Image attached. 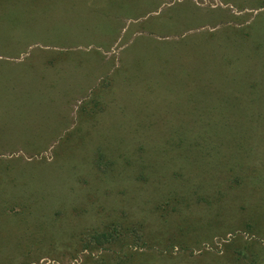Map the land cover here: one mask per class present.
<instances>
[{
  "label": "rangeland",
  "instance_id": "obj_1",
  "mask_svg": "<svg viewBox=\"0 0 264 264\" xmlns=\"http://www.w3.org/2000/svg\"><path fill=\"white\" fill-rule=\"evenodd\" d=\"M167 1H171L173 6ZM143 2L144 0L132 2L130 0L128 2L127 0H116L111 5L108 4L98 10L97 8L103 5L100 1L87 3L80 0H0V54L10 52L17 54L23 50L26 52L23 54L29 63L32 62L30 56L41 50L39 47H48L51 52L48 53V57H56L55 55L59 52L56 48L59 42L64 40L66 44H76L79 41L75 38H80L81 42L82 37H84L82 34H88L93 30L104 32L106 24L102 20L98 22V25L87 20L93 17L91 12L98 13L100 11L119 13L121 17L145 14L146 12L167 16L175 11L170 16L176 21L182 33L202 31L216 34L218 43L210 42L212 43L210 45L217 46L219 49L216 50H222L226 54L223 57L233 58L234 61H237L235 63H238L237 67L236 65L232 67L230 63L225 62L227 64L224 69L225 72L230 74L235 70L233 72L235 76L227 75L222 79L228 80L229 84L217 83L216 87L209 86L204 90L200 88L201 93L197 95L200 102H194L192 97L189 98V95L179 96L176 94L172 97L166 96L172 99L171 102L174 103L107 102L102 104H75L45 101L47 97L43 95L47 94V86H44L43 80L46 78L45 76L41 78V74L44 72L35 67H33L34 70L40 72L41 80L33 79V86L31 87L35 92H29L25 87L19 85L21 80L13 76L17 71L11 70L10 75L6 71L7 66L13 64L0 59V84H7H5L7 88L0 87V148H2L0 151L6 149L21 151L24 149L21 147L29 148V146L24 145H32V143L40 145L36 147L39 149L41 146H47L50 143L49 150L38 157L24 153L13 155L4 153V156H0V160L4 163L12 160L16 166L28 169L24 177H21L19 173L12 172L10 168H0L1 260H4L3 256L11 252L10 248L2 246L14 242L15 239L4 238L6 235L4 231L15 230L18 226L22 232L23 229L36 231L48 227L44 221L46 220L45 217L53 219L52 214L55 215L57 210L62 209V207L66 215L64 227L68 229L76 220L75 218L71 222L73 218L69 214L80 210L88 212V214L81 215V226L102 228L103 222H108V220L102 221L103 217L99 218L96 210L105 207L111 212L115 211L112 214H116L119 221L123 223L121 229L133 224L138 226L136 229L130 228V231L136 230L137 233L142 231L140 233L142 237L139 233H132L130 236L136 237L137 240V236H139V245L148 240L146 235H153L156 232L154 228L160 226L156 224V219L161 211L158 210L157 213L155 210L153 219L151 218L150 221L143 219L150 213V207L140 199L139 195L144 191L139 190L140 184L138 182L134 183V176L127 178L132 169L127 166L125 160L132 157L139 160L141 156L137 151L141 147L149 154L142 162L154 163L152 161L154 158L150 156L151 153H154V145L150 143L158 142L157 144L161 145L160 134L167 132L170 127L178 128L181 135L188 138L192 134V129L185 123H190L194 119L198 120L199 115L203 117L200 120H204L206 123L209 118H214L215 121H233L232 123L237 121L238 124L242 121L243 123L255 124V127L252 125L254 129L251 130V133L248 129L244 131L240 159L220 162L234 166L237 170V175L234 174V177L247 183L249 180H258V176L263 177L257 187L246 183L247 191L240 192L238 189L239 192L234 191V195L233 193L229 194L233 197L238 194V196L246 198L244 200L246 204H241L240 208L246 206L249 209L246 212L253 213L255 222L264 228V127L257 124L264 123V0H145ZM93 5L94 7H92ZM15 33L16 36H18L17 34L25 36L28 42L25 40L24 44L21 43L20 45ZM70 35L74 36L67 38ZM84 42L82 41V43ZM256 44H259L261 49L258 50ZM230 46L246 52L247 59L241 61L239 54L234 51L231 54V51L227 49ZM205 57L200 56L192 62L190 60L181 61L182 58L180 57L179 66L187 68L189 71L188 67L192 66L193 62L200 64L204 62ZM218 63L221 61L218 60ZM141 65L147 66L146 61ZM167 67L170 70V78H172L176 72V66L174 62H171ZM196 74H201V72H192L193 76ZM208 76V83H210L213 81V76L209 72ZM71 80L72 77L69 75L60 79L56 78L59 85ZM188 90H192V87L187 88V93ZM233 94V98L238 99L237 102L233 104L229 99L228 103L231 105L225 109H220L219 105L223 103L220 100L222 96ZM214 101L218 102L219 105L213 111L211 103ZM195 103L200 105L199 110L194 109ZM154 109H158L159 112L154 111ZM158 115L161 116L158 117ZM66 124L67 126H65ZM44 136L47 139L39 144L36 140ZM55 136L56 139H53ZM47 140L51 142L48 143ZM219 147L217 146V149ZM235 147L234 144H226L222 148L220 147V152L225 151L223 148L230 150L235 149ZM86 150H89V157L85 156ZM74 152L76 155L73 159L71 155ZM244 153L248 154L250 158L241 159ZM224 154H228V152ZM57 155L63 159H60L62 162L58 165L53 163V160H57L56 157L59 158ZM84 156L87 157L86 160ZM70 157L72 160L64 161ZM99 158H102L103 165L108 164L100 167L97 162ZM155 160L157 163L158 159L155 158ZM142 162H138V164L142 166ZM193 163L182 162L188 177L193 172L194 166L191 167V165L196 166L197 161L195 164ZM141 166H137L138 170ZM219 169L223 170L225 166ZM71 171L73 174L70 175V178L66 177L67 174H71ZM221 172V170H217L213 177L216 176L218 180L221 179ZM132 186L136 188H132ZM217 187L224 192L227 191L223 180L218 181ZM48 196L50 197L47 198ZM52 197L56 199L53 200ZM131 197L133 202H129L132 200H130ZM17 202H24L25 208L31 207L34 211L32 212L33 215L29 217L21 214L23 210ZM222 202L224 206L221 208L223 212L225 211L227 225L221 229L228 234L224 239L216 237L211 244L202 243L194 251L193 257L188 256V258L183 259L178 249H175L172 254L173 258L166 257L167 255L164 257L157 256L152 253L148 255L151 258L147 259L143 255L139 256L146 251L145 249L134 248L131 258H127L123 256L125 253L121 251L122 245H104L110 247L114 252L107 253L108 256L111 255L110 258L114 262L112 264H123L116 257H123L124 264H233L232 260H234V264L239 262L247 264L245 259L247 255L259 258V262L264 264V238L254 236L252 231L245 227L240 229L241 233H237L236 230L231 231L232 228L229 225L241 221L237 215L239 213L236 211L239 204H233L230 199L222 200ZM37 208L43 213L42 215L41 213L35 215V212H39ZM185 210L181 215H191V218L196 220L202 218L200 224L204 223V230H201V234L209 231L206 229L209 226L205 225V222L208 221L206 211L213 210V208H206V211L199 209V211L204 212L203 214L194 212L193 209H191L193 210L192 213H190V209ZM171 215L175 219H177L175 215L181 216L178 213ZM24 217L29 219L24 222ZM244 217L242 221H245L248 215H244ZM59 221L50 226L53 227V224L54 226L55 224L60 225V223L58 224ZM194 228L193 232H197L198 229ZM58 241V249L54 246L55 249H50L51 247H46L48 249L43 250L37 249L38 256L30 257L27 262L33 260V264H88L90 259L92 260L87 254L77 259H72L68 254L62 256L64 245L69 244L70 240L62 237ZM74 242L77 243V239L73 240ZM149 242L151 244L152 240ZM45 243L49 242L44 241ZM94 243L95 241L92 244ZM129 244L128 246H131V243ZM52 250L56 254L51 253ZM68 250H72V248H68ZM155 250L157 249L155 248ZM116 253L120 254L117 256ZM96 254L97 251L93 253L92 264H100V261L103 260ZM190 254V251L186 252V256ZM53 255L59 256L58 260H54V257L51 258ZM11 261L12 264H24L22 256ZM4 262L6 261H3L2 264Z\"/></svg>",
  "mask_w": 264,
  "mask_h": 264
},
{
  "label": "trees",
  "instance_id": "obj_2",
  "mask_svg": "<svg viewBox=\"0 0 264 264\" xmlns=\"http://www.w3.org/2000/svg\"><path fill=\"white\" fill-rule=\"evenodd\" d=\"M256 46L258 50L259 48L261 49V46L259 44H256ZM237 51L239 52V59L241 61H245V59H247V57L245 56L246 52H242V50L239 48H237ZM233 96L234 94L222 96L220 100L223 103L220 105L215 101V103H211L213 111L217 105H219L220 109H225L227 106H230L231 103H228L229 99H231V102H233V104L237 102L238 99L236 97L233 98ZM199 106L200 105L198 103H195L194 109L199 110ZM209 112H211V110H209ZM200 117L201 115L198 116V120L194 119L190 123H185L192 129V134L189 135L188 138L181 135L178 128L175 129L170 127L167 132L160 134L161 145H158V142H151L150 144L154 145V153H151L150 156L154 158V160H152L154 161V163L149 162L147 164L145 163V161L142 162L143 159L147 158V155L149 154L144 148L141 147L137 151L141 156L139 157V160H136L134 157L126 158L125 160L127 161V166L132 169L127 178L134 176V183L138 182L140 184L139 190L144 191L140 193V199H142V201H144L145 204L150 207V213L147 215V217H143V219L146 221H150L151 218L153 219L155 210L157 213L158 210L161 211L156 219V224H159L160 226H158V228H154L156 232H154L153 235H146V238L148 240L143 241L142 244L139 245V236L136 235L138 240L136 239V237L130 236V234L132 233L140 234L142 232L138 231L137 233L136 230H131L132 232L130 231V228L136 229V227L138 226L133 224L132 226H128L126 228L123 227L121 229L123 223L119 221V217L116 214H112L115 211L113 210V212H111V210H107L105 207L101 209L98 208L96 210L99 214V218L103 217L102 221L108 220V222H103L102 228L81 226L80 217L82 214H88V212L80 210L76 213L69 214L73 218L71 222H73L75 218L76 220L74 221L72 227L68 229L64 227V218L66 215L62 207V209L57 210V213L55 215L52 214L54 216L53 219L45 217L46 220L44 221L48 224V227H44L36 231H33V229L30 231H25L23 229L22 232L20 231V226H18V228H16L15 230H8L7 232L4 231L6 233L4 238L15 239L14 242L2 246L10 248L11 252L10 254L3 256L5 258L4 260L0 259V264H2L3 261H6L3 264H12L11 260L17 259L20 256L23 257L24 264H33V260L29 262L27 261L30 260V257L32 258L38 256L37 249H48L46 247H51L50 249H52L53 246L58 249V239H62V237H64V239L70 240L69 244L64 245L65 248L63 247L64 252L62 256L68 254L72 257V259H77L78 257L87 254L92 258V260H94L93 253L97 251L96 256L99 255V257L103 258V260L100 261V264L114 263L110 258L111 255L108 256L107 254H111L114 252L110 247H105L106 245L111 246L113 244H118L119 246L122 245L121 251L125 253V255L123 256L127 258H131L134 253V248L145 249L146 251L139 254V256L143 255L147 257V259L151 258V256L148 255L152 253L157 256L164 257L167 255L166 257L173 258L172 254L173 250L175 249H178V252L182 255L183 259L188 258V256L193 257L194 251H196L199 248L198 246L202 245V243L208 242L209 244H211L216 237L224 239V237H226V235L228 234L224 232L223 229H221V227L227 225L226 214H224L225 211L223 212V209L221 208L222 206H224L222 200L227 199H230L233 204H239L236 211L237 213H239L237 215L241 221L236 224L233 223L232 225H229V227L232 228L231 231L236 230L237 233H241L240 229H244L243 227H245L246 229L252 231L254 236L264 238V228L259 226V224L255 222V220L253 219L255 217L254 214L252 212V214L246 212L249 211L246 206H241L240 208L241 204H246L244 202L246 198H242L238 196V194L233 197V192H239L238 189L240 190V192L247 191V187L245 185L247 182L234 177V174L237 175V170L234 166H228L225 163L221 164L220 162H231L233 160L240 159L241 151L243 149L241 147L243 136L245 135L244 131L248 129L249 133H251V130L254 129L252 125H254L255 127V124H249L248 122L243 123L242 121H240V124H238L239 122L237 121H234V123H232L233 121H215L213 120L214 118H209L206 123L204 120L201 121L200 119H202L203 117ZM224 119L226 120L227 118ZM257 124H261V126L264 127V123ZM65 126H67V124ZM45 139H47L46 136L36 141L40 144V142L44 141ZM53 139H56V136ZM47 142L49 143L51 141L47 140ZM226 144H234L236 145V147L235 149L230 150L228 148H223V150L225 151L220 152V147L222 148V146ZM24 146H29V148L21 147L22 149L24 148L21 151H18L16 149H6L5 151H0V156H4V153H7L8 155L24 153L33 157H38L42 153H46L49 150L50 143L47 144V146H41V148L39 149H37L36 147H39L40 145H34V143H32V145ZM217 146H220L218 148L219 150L217 149ZM234 150L236 151L235 153L233 152ZM88 151L89 150H86L85 156L89 157ZM227 152L228 154H224ZM75 155L76 153L74 152L71 157H73L74 159ZM85 156L84 159L86 160L87 157ZM58 157L59 158H55L57 159L56 161L53 160V163L57 165L60 164L63 160L62 157ZM71 157L70 159H65L64 161L69 162V160H72ZM155 158L158 159L157 163H155V161H157L155 160ZM248 158H250V156L245 153L244 156L241 157V159L245 160H247ZM60 159L62 160L60 161ZM184 161L187 163L194 162L193 164H195V161H197L196 166L191 165V167L194 166L192 172L193 176L190 175L188 177L185 174L186 170L184 169V166L182 164V162ZM97 162L100 167L108 164L107 163L103 165L102 163L104 162H102V158H99ZM138 162H142L143 165H139ZM0 163H2L0 165V168H10L12 172L19 173L21 177H24L25 173H27L28 170H26L25 167L24 169H22V167L18 165L16 166L14 164V161L12 160L5 161V163L0 160ZM137 166H141L140 170H138ZM223 166H225V169H219ZM217 170L222 171V177L219 180L216 176L213 177V174ZM72 174L73 172L71 171V174H67V176L65 174V176L70 178V175ZM257 178L258 180H249L248 183L257 187V185L261 183V179L263 177L258 176ZM220 180H223L225 186L227 187L225 188V190L227 189V191L224 192L217 187V183ZM248 183L247 185H249ZM132 188L136 187L132 186ZM229 193H233V195L231 196ZM49 197L50 196H48L47 198ZM132 197L130 198V200L132 199ZM54 198L55 197H52L51 199L54 200ZM129 202H133V199ZM17 204L23 210L21 214H25L24 216L29 217L33 215L32 212L34 211H32V208L29 206L28 208H25L26 206L24 207V202H17ZM206 208H213V210L206 211ZM184 209H193L194 212H199L201 214H203L204 212L199 211V209L206 211L208 221L205 222V225L209 226L206 228L209 231L205 232V234H201V230L204 228V223L202 225L200 224L202 218H199L200 220H196L193 219V217L191 218V215H181ZM193 210H191L190 213H192ZM38 211L39 212H35V215H39L41 213L39 209ZM244 211L245 213H243ZM172 213H178V215H181H175L178 221L173 217V215H171ZM42 214L43 213H41V215ZM244 215H248V218H246L245 221H242V219L245 218ZM250 215L252 216L250 217ZM21 219L23 220L22 217ZM26 219L29 218L24 217V222H26ZM14 221L17 222V220ZM57 221H59L58 224L60 223V225L57 226L55 224L54 226L53 224V227L50 226L52 223H56ZM218 225L220 226L217 227ZM193 228L198 229L197 232H193ZM76 239L77 243H73V240ZM149 240H152L151 244ZM44 241H48L49 243L44 244ZM94 241L95 243L92 244ZM129 243H131V246H128L130 245ZM68 248H72V250H68ZM155 248L157 250H155ZM189 251L191 252V254L186 256V252ZM51 253H55V251L52 250ZM118 254L120 253H116L117 256ZM52 257H54V260H58L57 258L59 256L53 255L51 256V258ZM251 257L252 255L245 256L247 264H261L259 262V258ZM116 259L118 261H121L123 264L125 263L123 257H116ZM92 260L90 259L88 264H92ZM232 263H235L234 260H232ZM238 264L241 263L239 262Z\"/></svg>",
  "mask_w": 264,
  "mask_h": 264
},
{
  "label": "crops",
  "instance_id": "obj_3",
  "mask_svg": "<svg viewBox=\"0 0 264 264\" xmlns=\"http://www.w3.org/2000/svg\"><path fill=\"white\" fill-rule=\"evenodd\" d=\"M80 1L87 3L100 1L103 4L97 8L100 10L116 0ZM132 1L134 0H130ZM91 13L93 17L87 20L96 25L102 20L106 24L104 32L93 30L88 34H82L84 37L81 42L80 38H75L79 41L75 42L76 44H66L64 40L59 42L56 48L61 53L57 52L56 57H48V53H51L48 47H39L41 50L30 56L31 63L26 61L24 55L26 52L23 50L17 54L13 52L0 54V59L13 64L7 66L6 71L9 75L11 70L17 71L13 76L21 80L19 85L29 92H35L31 87L32 80L41 79L40 72L35 71L33 67L41 69L44 72L41 78L44 76L46 78L43 80L44 86H47V94L43 95L47 97L45 101L75 104L174 103L166 96L172 97L176 94L189 95L194 102H200L197 97L201 93L200 88L204 90L209 86L216 87L217 83L229 84L228 80L222 79L227 75L235 76L233 73L235 70L228 74L224 69L227 65L225 62L237 67L238 63H235L237 61L223 57L226 54L222 50H216L219 49L217 46L210 45L212 44L210 42L218 43L216 34L202 31L182 33L176 21L171 19V13L167 16H159L158 13L146 12L128 17L106 11ZM17 35L15 33L20 45L21 43L23 45L25 40L28 42L25 36ZM227 49L231 54L239 53L237 48ZM200 56H206L204 62L200 64L193 62L192 66L188 67L189 71L179 66L182 60L192 62ZM218 60L221 63H218ZM144 61L147 66L141 65ZM171 62L176 66L172 78L167 67ZM193 71H200L201 74L193 76ZM208 72L213 76V81L210 83H208ZM68 75L72 80L59 85L56 78L60 79ZM5 84H0V87L7 88ZM190 87L192 90H188L187 93V88ZM174 101L177 102L178 99ZM154 111L159 112L158 109Z\"/></svg>",
  "mask_w": 264,
  "mask_h": 264
}]
</instances>
